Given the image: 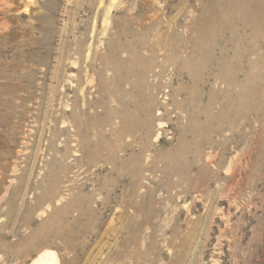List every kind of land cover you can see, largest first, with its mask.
Instances as JSON below:
<instances>
[{
	"label": "rangeland",
	"instance_id": "374dc122",
	"mask_svg": "<svg viewBox=\"0 0 264 264\" xmlns=\"http://www.w3.org/2000/svg\"><path fill=\"white\" fill-rule=\"evenodd\" d=\"M45 250L264 264V0H0V264Z\"/></svg>",
	"mask_w": 264,
	"mask_h": 264
},
{
	"label": "bare ground",
	"instance_id": "6f19581e",
	"mask_svg": "<svg viewBox=\"0 0 264 264\" xmlns=\"http://www.w3.org/2000/svg\"><path fill=\"white\" fill-rule=\"evenodd\" d=\"M255 1V0H253ZM247 3V2H246ZM249 4V2H248ZM253 4V3H252ZM245 5V4H244ZM243 5V7H245ZM254 5V4H253ZM235 6V5H233ZM249 7V6H248ZM257 7V6H256ZM245 9V8H244ZM247 9V8H246ZM256 9V8H255ZM259 9V8H258ZM263 9V8H262ZM249 11V10H248ZM250 12V11H249ZM254 12V11H253ZM258 12V11H257ZM258 14V13H257ZM262 14V13H261ZM59 256L55 251L45 250L39 254L31 264H59Z\"/></svg>",
	"mask_w": 264,
	"mask_h": 264
},
{
	"label": "crops",
	"instance_id": "0c3cea01",
	"mask_svg": "<svg viewBox=\"0 0 264 264\" xmlns=\"http://www.w3.org/2000/svg\"><path fill=\"white\" fill-rule=\"evenodd\" d=\"M131 66H132V64H131ZM130 71H133V69H131L130 68ZM138 79H137V81L139 80V79H142V80H144V78H143V75H139V77H137ZM130 79H131V77H130ZM128 80V79H127ZM133 80V79H132ZM131 81V80H130ZM134 84V83H133Z\"/></svg>",
	"mask_w": 264,
	"mask_h": 264
}]
</instances>
